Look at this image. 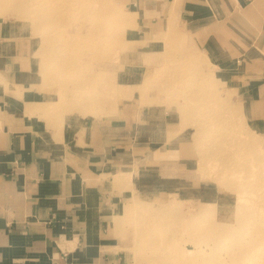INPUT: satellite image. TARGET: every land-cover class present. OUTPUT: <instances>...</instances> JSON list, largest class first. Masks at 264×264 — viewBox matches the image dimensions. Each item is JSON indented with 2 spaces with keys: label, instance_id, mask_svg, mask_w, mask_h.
<instances>
[{
  "label": "rangeland",
  "instance_id": "374dc122",
  "mask_svg": "<svg viewBox=\"0 0 264 264\" xmlns=\"http://www.w3.org/2000/svg\"><path fill=\"white\" fill-rule=\"evenodd\" d=\"M110 1L116 32L92 54L80 42L74 65L57 56L53 69L45 40L62 32L38 27L33 9L19 16L0 7V80L6 64L20 69L21 87L36 95L49 133L77 132L88 119L108 139L119 129L112 131L117 146L105 150L120 163L112 222L129 264H264V60L256 50L246 57L256 35L238 41L230 34L232 44L214 56V45L179 20L175 7L151 18L128 0ZM60 28L67 35L75 29ZM176 31L190 64L169 36ZM5 45L11 57H3Z\"/></svg>",
  "mask_w": 264,
  "mask_h": 264
},
{
  "label": "crops",
  "instance_id": "0c3cea01",
  "mask_svg": "<svg viewBox=\"0 0 264 264\" xmlns=\"http://www.w3.org/2000/svg\"><path fill=\"white\" fill-rule=\"evenodd\" d=\"M128 1L151 18L175 7L179 20L214 45V56L232 44L230 34L238 41L256 35L246 57L256 50L264 60V0ZM4 47L3 57H11ZM10 64L0 80V264H129L112 222L120 163L105 150L117 146L112 131L119 129L108 139L88 119L77 132H47L36 95ZM104 139L110 144L102 150Z\"/></svg>",
  "mask_w": 264,
  "mask_h": 264
},
{
  "label": "bare ground",
  "instance_id": "6f19581e",
  "mask_svg": "<svg viewBox=\"0 0 264 264\" xmlns=\"http://www.w3.org/2000/svg\"><path fill=\"white\" fill-rule=\"evenodd\" d=\"M110 1V0H109ZM109 1H106V0H0V7L1 8H4V9H8V10H12L13 13H17L19 14V16H23L24 14L26 15V12L27 10H31L33 9L35 11V15L38 17V18H41L40 22H39V25L38 27H43V30L44 31H47V30H52V28H58L60 30V32H62L61 34H59L58 32L53 35V36H47L46 40H45V43L47 44V47L50 48L53 53L51 54V57H50V64H51V67L52 69L55 68V62L54 60H56L55 58L58 56V57H61V58H65L67 61H70L68 63V67H71L70 64H73V61L74 57H75V54L79 56V54H77L81 49H86L90 54H92V49H93V46L95 47V44L97 45L98 43H100L101 41L105 40V39H110L109 35L110 34H114L116 31L112 30L113 29V26L116 25L115 22L118 20L115 19L116 18V14H115V11H113L112 9V6L109 5ZM114 4V2H113ZM111 4V5H113ZM117 7V6H116ZM115 7V8H116ZM121 8V7H120ZM121 9H119V13L118 14H122V12L120 11ZM123 11V9H122ZM118 12V11H117ZM121 12V13H120ZM125 12V9L124 11ZM14 13V14H15ZM83 13V15H82ZM126 14V13H124ZM176 13H174L175 15ZM126 16V15H124ZM118 17V15H117ZM168 17H170V15H168ZM4 18V17H3ZM120 19H122V17H120ZM130 19V18H129ZM116 20V21H115ZM123 21L126 22V20L124 19ZM169 22V21H168ZM166 23H167V20H166ZM178 23V22H177ZM121 24V22H120ZM125 24V23H123ZM122 24V26H124ZM119 25V24H118ZM126 25V24H125ZM168 25V24H167ZM72 26V29H74V33L71 32L70 35V38H69V35H67L70 30L69 27ZM163 26H165L166 28V25L164 24ZM60 27L62 28H68L67 30L69 31L68 33H65L67 32L66 29L65 31L63 32ZM74 27V28H73ZM116 27V26H115ZM119 27V26H118ZM122 28V27H121ZM161 28V27H160ZM189 28V27H188ZM71 29V28H70ZM123 29V28H122ZM121 29V30H122ZM116 30V29H115ZM149 30V29H148ZM55 31V30H53ZM119 33L121 34L120 30L118 29ZM124 31V29H123ZM189 31V30H188ZM51 33V32H50ZM54 33V32H53ZM188 33V32H187ZM66 34V35H64ZM143 34V33H142ZM165 34V32H164ZM50 35V34H49ZM117 35V34H116ZM115 35V36H116ZM148 35V34H147ZM181 34H179L177 31L176 32H173L171 34H169V36L171 37L172 39V42L177 46V48L179 49V53H183L184 54V57H182V61L184 63H188L191 59H193V57L191 56L190 58V55H188L187 52H184L182 49H181V46H182V42H183V39H181ZM67 36V37H66ZM56 38V39H55ZM113 38L114 35H113ZM120 38V36H119ZM168 38V37H167ZM53 39L54 41L56 42V44H54L53 42ZM58 39L62 42L58 43L57 45V41ZM121 39V38H120ZM57 40V41H56ZM113 40V39H111ZM116 40V39H115ZM139 40V39H138ZM144 40V39H143ZM109 41V40H108ZM117 41V40H116ZM115 41V42H116ZM82 42V48L80 49V46L79 43ZM110 42V41H109ZM113 41H111L112 43ZM108 43V42H107ZM114 43V42H113ZM113 43H112V46H113ZM60 44V45H59ZM102 44V43H101ZM106 44V42H105ZM142 44V43H141ZM149 44V43H148ZM55 45V46H54ZM56 45L58 47H56ZM100 45V44H99ZM107 47V46H106ZM102 47L98 48V49H101ZM104 48V47H103ZM201 50H204L202 48H200ZM165 50V48H164ZM82 51V50H81ZM96 51V50H94ZM101 51V50H100ZM85 52V50L83 51V53ZM87 52V53H88ZM105 52V51H103ZM88 53V54H89ZM98 53V52H97ZM165 53V51H164ZM89 54V55H90ZM96 54V53H95ZM100 54V53H98ZM97 54V56H98ZM85 55V54H84ZM166 55V54H165ZM177 55V54H176ZM101 56V55H100ZM189 56V58H188ZM87 57V56H86ZM104 57V56H103ZM165 57V56H164ZM78 58V57H77ZM76 58V59H77ZM81 58V57H80ZM91 58V57H90ZM178 58V56L176 57ZM79 59V58H78ZM96 59V58H95ZM93 59V60H95ZM190 59V60H189ZM84 60V59H83ZM85 60H88L87 58ZM101 60V59H100ZM207 60V59H206ZM90 61V60H89ZM97 61V60H96ZM108 61V60H107ZM208 61V60H207ZM86 62V61H85ZM105 62V61H104ZM111 63V61H109ZM192 62V61H191ZM204 62H205V59H204ZM99 63V62H98ZM97 63V64H98ZM106 63V62H105ZM166 63V62H165ZM101 64V63H100ZM190 64V62H189ZM61 65V63L57 64L56 68L58 69V71L60 70V68L62 67H59ZM74 65V64H73ZM99 66V65H98ZM101 66L103 67V65L101 64ZM92 68V65L90 66ZM101 67V68H102ZM156 67V66H155ZM104 68V67H103ZM146 68V67H145ZM162 68V67H161ZM95 69V68H94ZM112 69V68H111ZM151 69V67H150ZM156 69H158L156 67ZM93 70V69H92ZM99 70V69H98ZM114 70V69H113ZM147 70V69H146ZM145 70V71H146ZM153 70V69H151ZM90 72V70H89ZM94 72H97L94 70ZM155 72V70H154ZM154 72H152V74L154 75ZM93 73V71H92ZM146 73V72H145ZM149 73L151 72H148L147 70V73L145 74V80H149ZM159 73V72H157ZM197 73L194 72V71H191L189 73V75L192 77L194 76L195 74ZM152 77H156L157 75H154ZM151 77V76H150ZM154 77V78H155ZM144 78V77H143ZM193 79L192 78V82H193ZM98 79L96 78H93L90 82H93L95 83V81H97ZM108 80V83L107 84V87L110 85V82H111V79H106ZM110 80V82H109ZM101 81V79H100ZM99 81V82H100ZM102 82V81H101ZM113 82V80H112ZM111 82V84H112ZM147 82V81H146ZM143 83V82H141ZM145 84V83H144ZM118 85V84H117ZM111 86V85H110ZM109 86V87H110ZM114 87V85H112ZM111 86V88H113ZM119 86V85H118ZM122 87H124L123 85H121ZM136 85H134L135 87ZM138 86V85H137ZM190 86V85H189ZM104 87V86H103ZM107 87H105L107 90ZM192 87V85H191ZM216 87V86H215ZM119 88V87H118ZM125 88V87H124ZM135 88H138V87H135ZM134 88V89H135ZM110 89V88H109ZM123 89V88H122ZM126 89V88H125ZM124 89V90H125ZM132 88H130L131 90ZM141 89V86L140 88H138V90ZM102 90V88H101ZM117 90V89H116ZM127 90V89H126ZM215 90V89H214ZM101 92V91H100ZM99 92V93H100ZM104 92V91H103ZM131 92V91H130ZM129 92V93H130ZM211 92V90H210ZM221 92V91H220ZM223 92V91H222ZM98 93V94H99ZM107 92H104L103 94H101L102 96L104 94H106ZM109 93V91H108ZM114 93V91H113ZM116 93V92H115ZM113 94L114 95V98H116V94ZM119 93V92H118ZM132 93V92H131ZM225 93H227L225 91ZM122 94V93H121ZM216 95L218 94V97H219V92L218 93H215ZM214 94V95H215ZM222 94V93H221ZM100 95V94H99ZM99 96V98L102 99V96ZM120 95V94H119ZM132 95V94H131ZM214 95H212L213 97H215ZM124 96V95H123ZM127 96V95H126ZM210 96V97H212ZM104 97V96H103ZM125 97V96H124ZM131 97V96H130ZM217 97V96H216ZM221 97V96H220ZM113 98V100H114ZM121 98V97H120ZM98 99V98H97ZM113 100L111 101V103L113 102ZM191 100V99H190ZM195 100V99H194ZM102 101V100H101ZM99 100V102H101ZM108 101V100H106ZM191 103V102H190ZM185 104V103H184ZM103 110H104V105H100ZM75 108V107H74ZM175 134V133H174ZM176 137V136H175ZM55 138V137H54ZM187 142V141H186ZM185 144V143H184ZM185 148V147H184Z\"/></svg>",
  "mask_w": 264,
  "mask_h": 264
}]
</instances>
